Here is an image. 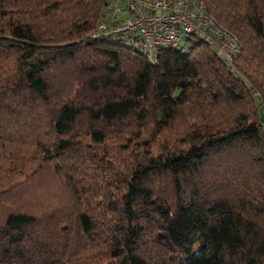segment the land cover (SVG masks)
Segmentation results:
<instances>
[{
	"label": "trees",
	"instance_id": "trees-1",
	"mask_svg": "<svg viewBox=\"0 0 264 264\" xmlns=\"http://www.w3.org/2000/svg\"><path fill=\"white\" fill-rule=\"evenodd\" d=\"M192 1L230 67L87 40L107 0H0V264H264V0Z\"/></svg>",
	"mask_w": 264,
	"mask_h": 264
},
{
	"label": "built area",
	"instance_id": "built-area-1",
	"mask_svg": "<svg viewBox=\"0 0 264 264\" xmlns=\"http://www.w3.org/2000/svg\"><path fill=\"white\" fill-rule=\"evenodd\" d=\"M129 33L139 36L151 62L157 47H176L189 36L205 42L229 67L239 50L235 36L192 0H123L122 6H110L105 20L96 24L87 40Z\"/></svg>",
	"mask_w": 264,
	"mask_h": 264
},
{
	"label": "rangeland",
	"instance_id": "rangeland-1",
	"mask_svg": "<svg viewBox=\"0 0 264 264\" xmlns=\"http://www.w3.org/2000/svg\"><path fill=\"white\" fill-rule=\"evenodd\" d=\"M109 1V5H118L122 6L123 5V0H107ZM133 37H139L136 33H129L126 35H117L113 36V39H120L123 43L125 44H130L131 40ZM197 41V38L194 36H189L187 38L183 37L180 39V41L177 43V46L175 48H180L182 51H185L188 46H190L193 42ZM134 46L136 47L138 44H141V41L138 40L137 42L133 43ZM145 49V46H143ZM196 249V246H194V250Z\"/></svg>",
	"mask_w": 264,
	"mask_h": 264
}]
</instances>
